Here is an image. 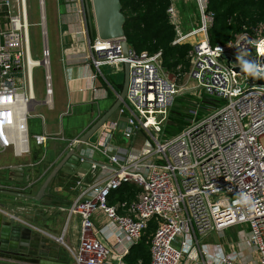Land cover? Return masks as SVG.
I'll use <instances>...</instances> for the list:
<instances>
[{
  "label": "built area",
  "instance_id": "built-area-1",
  "mask_svg": "<svg viewBox=\"0 0 264 264\" xmlns=\"http://www.w3.org/2000/svg\"><path fill=\"white\" fill-rule=\"evenodd\" d=\"M189 2L197 7L199 24L184 31L178 5ZM207 4V0H170L166 10L175 33L172 45H191L189 70L183 75L180 66L175 73L163 68L161 52L136 53L129 47L125 57L124 39L90 38L84 7L78 8L83 37L65 49V55L78 53L79 44L83 45V61L95 70L92 79L103 67L116 71L128 64L126 95L117 109L118 117H126L122 137L128 141L142 133L145 140L137 151H124L112 143L118 120L109 119L100 126L95 143L82 144L89 153L80 151L79 163L89 160V171L99 170V174L90 185L80 179L71 185L78 194L65 211L68 220L72 216L80 220L78 244L72 249L62 238L58 241L66 246L74 264H124L127 251L114 254V247L123 245L124 238L137 243L150 220L156 224L150 240V264H182L185 256L194 260L190 256L196 248L201 264H264V85L257 84L255 76L264 77V22L243 26L233 40L212 46L208 29L213 14L207 11ZM38 6L42 47L41 60H34L26 0H0V154L11 150L17 158L30 154L31 142L43 146L50 139L30 135L28 125L36 102L35 68L43 69L44 104L53 108L44 0H38ZM240 61L248 68L236 65ZM236 68L246 74L235 72ZM182 76L194 84L191 89L180 84ZM188 91L198 97L197 109L188 112L191 118L179 134L168 137L164 129L170 110L176 98ZM202 95L221 104L209 106L198 116ZM75 144L79 141L73 140L69 146ZM96 154L104 161L96 162ZM125 183L139 188L136 198L108 205L110 193ZM119 208L127 214H119ZM95 213L104 218V231L113 237L114 246L95 237ZM236 226L248 228L254 259L246 262L221 252L209 261L210 250L200 245L201 239Z\"/></svg>",
  "mask_w": 264,
  "mask_h": 264
},
{
  "label": "crops",
  "instance_id": "crops-1",
  "mask_svg": "<svg viewBox=\"0 0 264 264\" xmlns=\"http://www.w3.org/2000/svg\"><path fill=\"white\" fill-rule=\"evenodd\" d=\"M70 1L72 3H69ZM87 1L89 3V0ZM55 3L56 6L59 7L60 9V11L57 10L59 28H60V38H61L59 62L61 65V73L63 75V79H61L60 83H58L56 92H54L53 90V108L49 109L48 107H46L43 99L42 101L37 100L35 102L36 103L35 105H37V107L34 108V111H36L38 107H45L46 111L49 114L52 115L56 114L53 117L51 115V118L52 121L57 120L59 124L63 117L73 114V111H75L76 109H83L87 118L86 124L82 128V131L76 137L70 140H66L63 137V132L60 125L58 126L60 127V130L53 131V127L47 126L45 115L38 113L37 116L41 119L39 120L42 127L41 133H32V135H46L50 139L47 140L43 146H35L32 143L34 147H31L30 154L20 158L15 157L11 152L12 160L0 166L2 168L1 172L3 173L6 172L7 174L6 180L8 183H10L4 185L3 189L14 193L29 194L36 192L40 187V185L42 184V182L45 180V178L54 168L55 162L60 160L61 159L60 157H64L65 153H67L72 148L69 146V144L73 140L79 141V138L91 127V125H93L95 121L99 117H101L113 105L114 101L121 92L118 90L117 87L113 86V84H111L110 81L107 80L105 75L109 73L116 74L119 72H123V67H121L119 70L116 71L113 70L111 67H103L101 69V74L98 75L97 78L92 79L91 76L94 74L95 70L93 69L92 66L85 64L83 61V56L85 54L84 53L85 48L83 45L79 44L78 53H70L65 55L64 50L69 48L71 44H76V42L80 40L81 37H83L79 33L81 29L78 23V16H77V10L81 5H83L84 7L85 15L87 18V29L89 32V36L90 38H92L93 36L95 37L94 32H92L91 34L88 24L86 0H62L59 3H57V1L55 0ZM44 97H45V91H44ZM109 119L118 120V129L116 130L112 141L114 145L121 147L124 151H131V152L135 150L137 151L143 146L145 136L142 133L136 134L133 138L129 139L128 141L123 139L122 133L126 126V117L124 116L118 117L116 110L115 113ZM98 130L95 132L93 137L89 139L86 143L96 142L98 138ZM30 132L31 130L29 131V134L31 135ZM62 142H66L67 144L60 146V144L58 143H62ZM82 144L85 143L80 144V146L83 147ZM49 145H50V149L55 150V153L57 155V157L52 162L45 161L46 159L45 150L48 148ZM76 145L77 144H75L73 148H75ZM41 150L42 151L44 150L42 154H41ZM80 151L86 154L87 148L83 147ZM27 158L28 159L32 158L33 161L21 160ZM94 160L96 162H103L104 158L101 157L99 154H96L94 155ZM13 167H21L24 169L21 177L19 176L18 173H14V176L13 175L10 176V170ZM3 173L1 176L4 179L5 177L3 176ZM98 174H99V170L97 171L88 170L86 171L85 174L76 173L74 176L68 178H65L63 174H59L58 177H56V179H54L52 183L53 184L52 191L53 193L57 194V197L56 199H53L52 205L49 207H46L45 205L41 206L40 204H36V203L33 204L30 202L26 203L24 201H20V202L18 201L22 206H31V205L35 207L41 206L40 209L42 210L43 214L40 217H38L36 220H33L32 214L30 215L28 213L24 214L22 212H18V213L12 212L10 208L9 210H6L4 207H8V206L4 204L5 202L0 204V212L4 216H6L5 214L12 216L14 214H18V218L16 219H19L21 223L30 227L34 232L36 233L39 232L40 234L50 238L53 241V244L55 243L60 245L62 249L61 251L62 254L60 257L64 260H66V257H68L69 260L71 261V264H74L66 246L72 249L77 247L80 220L77 216H72L69 220L67 219V213L65 210L75 200L78 194L77 191H73L71 189V185L77 179H80L85 186L90 185ZM31 183L32 186L30 187L29 190L20 192L21 188H24ZM125 184L134 185L136 187L138 191L135 194V197L123 201L118 200L112 205L109 204V201L107 200L108 205L115 206L118 202H131L136 198L137 194L139 193V188L132 183H125ZM68 194H70V197H66ZM5 197H7L6 198L7 200H15L14 198L9 196H5ZM7 200L6 202H8ZM118 213L121 215L127 214L125 210L120 208L118 209ZM72 220H74L73 228L72 230H70ZM153 221L155 222V220ZM92 222L94 225L93 232L95 237L108 247L114 246L115 241L113 237L109 236L106 233V231H104L105 223L102 215L100 213H95L92 218ZM240 231L237 232L238 240L236 241L232 239L230 240L220 239L219 237H222L224 232L219 234L213 233L208 235L204 239H201L200 245L201 246L205 245L210 250L211 255L209 257V261H212V259H214L215 254L218 255L221 254V252L229 256H233V255L238 256L240 260L243 259L246 262L251 259H254L253 250L251 249L247 241L248 239L247 235L246 233H244L243 230ZM144 234L145 232L143 233L141 238L144 236ZM67 237L69 239V242L67 241ZM151 237L148 239L149 257H150ZM59 238H62V241L66 246L58 241ZM141 238L137 241V243L141 240ZM137 243L135 244L129 243V241L126 238H124L123 245H120L116 248L114 247V254L117 253L122 254L124 250H126L127 252L123 257V263L126 264L125 258ZM243 244L244 246L247 247V251L249 252L248 254L249 256H247L248 258L241 257L242 253L240 250L241 247H244L241 246ZM194 250L192 251V256L190 257H194L195 259L192 260L191 258L185 256L182 264H201L202 259L198 253V249L196 248ZM0 264H21V263L0 259Z\"/></svg>",
  "mask_w": 264,
  "mask_h": 264
},
{
  "label": "trees",
  "instance_id": "trees-1",
  "mask_svg": "<svg viewBox=\"0 0 264 264\" xmlns=\"http://www.w3.org/2000/svg\"><path fill=\"white\" fill-rule=\"evenodd\" d=\"M207 11L213 14L212 24L208 29L209 42L212 46L225 44L234 39L242 31L243 26H255L264 22V0H207ZM121 12L125 18L123 31L128 46L136 53L147 52L155 54L161 52L163 68L175 73L177 67L185 74L189 70L188 54L191 45H172L174 29L168 22L166 10L170 0H120ZM195 8L194 3H179L178 9L186 14ZM197 13V12H196ZM184 26V21L182 17ZM95 35V33H94ZM94 37V36H93ZM121 91L122 85L117 86ZM198 116H202L209 106H218L219 100L202 95ZM191 118L188 111H177L174 105L170 110L168 123L164 132L173 137L186 126V120ZM134 185L125 184L109 195V204L132 199L137 193ZM156 230L152 220L141 240L131 249L125 258L126 264H150L148 239ZM151 240V239H150Z\"/></svg>",
  "mask_w": 264,
  "mask_h": 264
},
{
  "label": "water",
  "instance_id": "water-1",
  "mask_svg": "<svg viewBox=\"0 0 264 264\" xmlns=\"http://www.w3.org/2000/svg\"><path fill=\"white\" fill-rule=\"evenodd\" d=\"M86 11L88 17L89 28L95 33L100 40L124 39L122 41V53L126 57L129 46L124 37L123 26L125 18L121 12L120 0H86ZM235 72L241 75L246 74L240 68H236ZM129 66L123 64V84L121 92L114 101L113 105L99 117L93 125L79 138V144L75 148H71L64 157L55 162V166L49 175L42 182L38 190L34 193L21 194L0 189V195L9 196L15 201H24L40 204L49 207L52 205L53 199L57 194L52 191V183L59 174H63L65 178L74 176L76 173L85 174L90 169V161L79 163L81 143H86L93 137L98 128L104 124L122 105L127 85H128ZM251 76L250 73H247ZM20 77V74L16 75ZM256 76L257 84L264 85V77ZM24 169L21 167H13L10 170V176L18 173L22 176ZM15 181V180H13ZM62 183V182H61ZM9 210V207H4ZM18 214L12 217H6L0 212V259L18 262L21 264H68L67 260L62 259V249L60 245L53 244V241L40 234L34 232L27 225L17 222Z\"/></svg>",
  "mask_w": 264,
  "mask_h": 264
},
{
  "label": "rangeland",
  "instance_id": "rangeland-1",
  "mask_svg": "<svg viewBox=\"0 0 264 264\" xmlns=\"http://www.w3.org/2000/svg\"><path fill=\"white\" fill-rule=\"evenodd\" d=\"M189 1V0H188ZM27 5V13L29 18V43H30V50L31 54L34 60H41V47H42V40H41V19H40V10L38 6V0H26ZM45 5V27L47 28V45L50 51V64H51V76H52V84H53V90L56 92V88L58 83H60L61 79H63V75L61 73V65L59 62L60 58V48H61V38H60V28H59V21H58V15L57 10L60 11L59 7L56 6L55 0H44ZM196 12L194 8H192V11L188 14L186 12H182V17L184 21V31H189L192 28L196 27L199 24V13L197 11V7L195 5ZM59 13V12H58ZM191 43H194L193 39L190 40ZM236 65L241 66L243 69L248 68L246 63L243 62H237ZM107 80L110 81L113 86L117 87L119 85L123 84V72L119 73H109L105 75ZM44 72L42 68H35L33 70L32 74V80H33V88H34V94L36 97V101H42L44 99ZM180 84H182L183 87L187 89H191L193 87V83H189L186 81L185 77H181ZM185 92L182 96H178L174 103V109L177 111H185L190 112L192 110L197 109V103L199 102L198 97L196 95H192L191 93ZM204 96V95H203ZM206 97V96H205ZM34 103V108L37 107ZM38 113L45 115V120L47 123V126L53 127L54 130H60V127L63 132V137L66 140H70L74 137H76L81 131L82 128L86 124V115L84 113L83 109H76L73 111V114H70L68 116H65L62 118L61 122L58 124V121H52L51 115L49 114L45 107H38L36 111L33 112L34 116L29 119V131L31 130L32 133H41V120L37 115ZM36 115V116H35ZM56 114L52 115L55 116ZM60 125V127H58ZM60 146L67 144L66 142L58 143ZM31 147H34V145L31 142ZM44 151V150H43ZM41 150V154L43 153ZM35 152V150H34ZM45 161L46 162H52L56 157L55 150L50 149V145L45 150ZM98 159V157H97ZM10 160H12V154L11 150L6 151L5 153L0 155V166L4 163H8ZM22 161H33L32 158L30 159H21ZM2 173L0 171V185L4 186L6 184H10L6 180V172L3 173L4 179L2 178ZM66 197H70V194H68ZM7 197L4 195H0V204L4 203L6 206L12 210V212H22V213H28L33 215V220H36L38 217H40L43 212L40 209V207L35 206H22L18 201L15 200H7ZM72 198V196H71ZM74 199V198H73ZM6 200L8 202H6ZM20 208V209H19ZM73 221L70 226V230L73 228ZM57 222V221H56ZM240 230H243L244 233H248V228L246 226H236L232 227L228 230H226L222 237H219L220 239H232V240H238L237 232ZM241 232V231H240ZM70 236V235H69ZM68 236V237H69ZM67 237V241L69 242V239ZM71 237V236H70ZM204 242V241H203ZM241 246H244L241 245ZM241 257L248 258L249 252L247 251V247H241Z\"/></svg>",
  "mask_w": 264,
  "mask_h": 264
},
{
  "label": "flooded vegetation",
  "instance_id": "flooded-vegetation-1",
  "mask_svg": "<svg viewBox=\"0 0 264 264\" xmlns=\"http://www.w3.org/2000/svg\"><path fill=\"white\" fill-rule=\"evenodd\" d=\"M66 260H67L68 264H71V261L69 260L68 257H66Z\"/></svg>",
  "mask_w": 264,
  "mask_h": 264
},
{
  "label": "bare ground",
  "instance_id": "bare-ground-1",
  "mask_svg": "<svg viewBox=\"0 0 264 264\" xmlns=\"http://www.w3.org/2000/svg\"><path fill=\"white\" fill-rule=\"evenodd\" d=\"M34 104V103H33Z\"/></svg>",
  "mask_w": 264,
  "mask_h": 264
}]
</instances>
